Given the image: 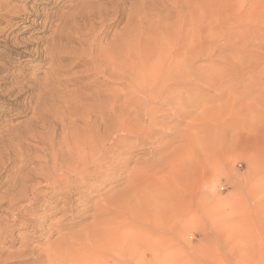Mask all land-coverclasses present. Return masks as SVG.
Returning a JSON list of instances; mask_svg holds the SVG:
<instances>
[{
	"label": "rangeland",
	"instance_id": "1",
	"mask_svg": "<svg viewBox=\"0 0 264 264\" xmlns=\"http://www.w3.org/2000/svg\"><path fill=\"white\" fill-rule=\"evenodd\" d=\"M0 264H264V0H0Z\"/></svg>",
	"mask_w": 264,
	"mask_h": 264
},
{
	"label": "bare ground",
	"instance_id": "2",
	"mask_svg": "<svg viewBox=\"0 0 264 264\" xmlns=\"http://www.w3.org/2000/svg\"><path fill=\"white\" fill-rule=\"evenodd\" d=\"M109 61V60H108ZM135 85V84H134ZM87 144H85V145H83L84 147L86 146ZM76 147H78V149H82L83 150V147L81 148L80 146H76ZM82 152V151H81ZM85 152V151H84ZM78 153V152H77ZM84 154L83 153H81V155L79 156V157H82ZM89 155H91V152L89 153ZM92 156V155H91ZM80 160H82V158H80ZM77 162V161H76ZM63 163V162H62ZM77 164V163H76ZM82 164V163H81ZM80 164V165H81ZM78 165V164H77ZM63 166H64V164H63ZM63 168H65V170H69V167H67V166H64ZM71 169V168H70ZM58 173V172H57ZM60 173V172H59ZM60 176H62V178H60V179H58L56 182H60V181H62L63 180V178L65 177V176H63V175H61V173H60ZM59 176V177H60ZM45 178H46V180H48L49 181V176L47 175V176H45ZM45 180V179H44ZM129 190H131V191H133L132 190V188H129L128 187V192H129ZM135 190V189H134ZM130 191V192H131ZM127 192V193H128ZM129 194V193H128ZM158 195V194H157ZM130 197V196H129ZM126 198V197H125ZM151 198V197H150ZM129 199V198H128ZM157 201V200H156ZM116 201H115V199L114 198H110L109 199V201L108 202H106L105 204H104V206H102L101 208H97V210H96V212H95V214H94V216L93 217H95L94 219H95V221H94V225H93V228L90 230V236H91V247H89V248H91L92 249V251H98V250H104V249H108V246L109 245H112L113 243V240H114V238H115V232H114V230H113V228H112V224L113 223H111V220H113L114 221V219H112V215L114 216V211L115 210H117V209H115V207H116ZM142 203L141 202H134V204H133V207L132 208H134V209H137V211L138 212H144V211H142ZM157 205V204H156ZM160 207V206H159ZM158 207V208H159ZM148 208V207H147ZM115 209V210H114ZM120 209V208H119ZM121 210V209H120ZM136 210H135V212H137ZM137 212V213H138ZM136 213V214H137ZM120 215H121V213H119ZM118 214V215H119ZM115 216H116V214H115ZM118 217V216H117ZM117 217H116V219H117ZM118 219H119V217H118ZM117 219V220H118ZM132 227V226H131ZM117 230V229H116ZM121 230V229H120ZM117 231H119V230H117ZM145 232V231H144ZM144 232L142 231V232H140V234L141 235H146V234H144ZM122 234V233H121ZM88 237V236H87ZM117 237V236H116ZM146 238V237H145ZM144 238V239H145ZM148 242V241H147ZM159 242H160V237L159 236H157L156 237V239H155V241H154V243L153 244H155V245H158L159 244ZM90 243H89V245H90ZM149 243V242H148ZM147 243V244H148ZM146 244V246H148ZM145 245V244H144ZM145 246V247H146ZM148 248V247H147ZM92 252H90V254H91Z\"/></svg>",
	"mask_w": 264,
	"mask_h": 264
}]
</instances>
